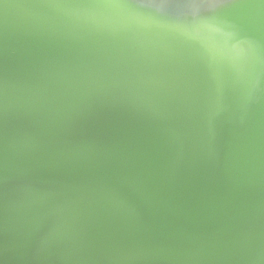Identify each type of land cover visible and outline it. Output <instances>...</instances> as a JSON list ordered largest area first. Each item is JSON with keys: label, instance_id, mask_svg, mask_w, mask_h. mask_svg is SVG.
Returning <instances> with one entry per match:
<instances>
[{"label": "water", "instance_id": "obj_1", "mask_svg": "<svg viewBox=\"0 0 264 264\" xmlns=\"http://www.w3.org/2000/svg\"><path fill=\"white\" fill-rule=\"evenodd\" d=\"M262 0H0V264H264Z\"/></svg>", "mask_w": 264, "mask_h": 264}, {"label": "snow or ice", "instance_id": "obj_2", "mask_svg": "<svg viewBox=\"0 0 264 264\" xmlns=\"http://www.w3.org/2000/svg\"><path fill=\"white\" fill-rule=\"evenodd\" d=\"M114 3L127 4V0H112ZM264 2V0H262ZM259 49L264 51V41L260 42Z\"/></svg>", "mask_w": 264, "mask_h": 264}]
</instances>
